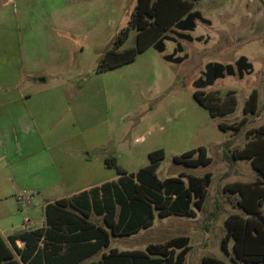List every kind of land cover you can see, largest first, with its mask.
I'll list each match as a JSON object with an SVG mask.
<instances>
[{
  "label": "rangeland",
  "instance_id": "rangeland-1",
  "mask_svg": "<svg viewBox=\"0 0 264 264\" xmlns=\"http://www.w3.org/2000/svg\"><path fill=\"white\" fill-rule=\"evenodd\" d=\"M86 3L90 9L83 13L81 21L89 27L76 37L72 57L59 68L60 76L53 79L54 86L67 88V93L65 104L59 107L61 115L51 123L50 133L56 135L60 130L63 139H70L67 145L81 144L79 148L90 153L99 166L109 169L107 174L97 170L99 177L109 181L119 177L118 168L130 174L147 166L149 153L160 148L165 153L157 170L160 179L181 174L204 177L205 173H212L204 207L195 218L157 216L149 229L131 237H112L111 247L145 250L150 243H165L184 235L190 239L184 264H202L207 255L233 263V240L228 244V252L222 246L225 220L241 210L236 204L239 194L231 193L229 187L233 182L253 181L256 173L248 160L230 156L250 140L251 129L264 125V0H201L196 9L211 24L198 21L191 34L201 35L203 40L178 39L184 51L176 53V42L166 40L163 53L150 46L134 60L105 71L97 70L98 63L128 25L137 0ZM135 44L136 31L131 30L119 50ZM184 54L186 59L175 60ZM240 55H246L253 63L252 73L243 79H217L205 90L216 91L222 97L229 91L235 92L236 110L227 116L212 117L194 98V81L208 62L234 63ZM165 56H172L173 60ZM253 89L258 91V107L256 113L245 114L243 108ZM243 118L245 124L239 132L224 131L219 126L220 122L232 124ZM2 139L8 147L15 143V135L7 134ZM27 144L22 142L23 147L16 152H28ZM32 147L43 150L38 143ZM199 147H204L212 158L208 166L190 167L174 162L175 156ZM197 156L198 151L194 154ZM108 162H115V166ZM9 186L15 192L14 184ZM31 193V205L24 202L20 207L15 198L14 201L18 213L32 218L31 225L36 227L44 221L47 199L39 191H27Z\"/></svg>",
  "mask_w": 264,
  "mask_h": 264
},
{
  "label": "trees",
  "instance_id": "trees-1",
  "mask_svg": "<svg viewBox=\"0 0 264 264\" xmlns=\"http://www.w3.org/2000/svg\"><path fill=\"white\" fill-rule=\"evenodd\" d=\"M201 0H137L127 26L121 29L113 48L108 49L98 63L97 70L105 71L130 62L153 46L165 50V41L176 42L174 53L183 52L178 39L201 41L187 31L195 30L197 20L210 23L195 9ZM131 30L136 31L134 47L119 50ZM173 34V35H172ZM173 60L172 56H165ZM175 58L177 61L186 59ZM253 65L241 55L234 63L209 62L202 75L194 81L196 101L212 117L234 113L237 107L235 92L222 97L216 91H205L217 79L238 76L243 79L251 74ZM258 95L253 91L245 102L244 113H255ZM245 124L241 121L227 124L220 122L222 130L239 132ZM250 140L242 149H235L230 156L235 160H248L257 171L256 181L233 183L231 193H238V213L225 220L226 234L222 246L228 252L233 240V263L215 256H203L202 264H264V125L249 131ZM198 151V156L194 154ZM163 149L149 153L150 163L128 174L118 168L119 177L100 186L68 198L48 201L44 207L45 225L22 229L8 237L0 234V264H184L190 249L188 236H178L165 243H150L145 250H119L103 252L98 260H90L111 244L112 237H129L153 226L156 217L170 215L195 218L207 198V187L212 173L204 177L184 175L160 179L157 170L164 158ZM174 162L190 167L208 166L212 158L204 147L190 150L174 157ZM115 166V162L107 163ZM17 240L24 242L23 247Z\"/></svg>",
  "mask_w": 264,
  "mask_h": 264
},
{
  "label": "crops",
  "instance_id": "crops-1",
  "mask_svg": "<svg viewBox=\"0 0 264 264\" xmlns=\"http://www.w3.org/2000/svg\"><path fill=\"white\" fill-rule=\"evenodd\" d=\"M86 2L0 0V234L7 242L10 235L22 229L45 225V214L43 223L32 227V218L18 213L14 198L20 207L26 203V196L19 199L22 191H39L48 202L72 197L109 181L98 175V171L107 174L109 169L99 166L90 153L79 148L81 144L67 145L70 139H63L60 130L56 135L50 133L51 123L61 115L59 107L65 104L67 93V88L55 87L53 79L60 76L59 68L72 57L76 37L89 27L81 21L83 13L90 9ZM198 21L201 20H197V26ZM193 37L203 40L201 35ZM253 91L258 95L256 89ZM7 134L15 135L12 147L2 139ZM22 142L29 143L28 152L18 154L16 149L21 148ZM33 143L42 145L43 150L32 147ZM254 171L256 181L258 174ZM10 184H14L15 192ZM16 242L23 247L22 240ZM112 248L115 247L110 244L105 249ZM105 249L97 255L101 257L109 251Z\"/></svg>",
  "mask_w": 264,
  "mask_h": 264
},
{
  "label": "built area",
  "instance_id": "built-area-1",
  "mask_svg": "<svg viewBox=\"0 0 264 264\" xmlns=\"http://www.w3.org/2000/svg\"><path fill=\"white\" fill-rule=\"evenodd\" d=\"M24 196H26V203L30 205L32 203L33 196L31 194H27V191H22L19 195V199L22 200Z\"/></svg>",
  "mask_w": 264,
  "mask_h": 264
}]
</instances>
